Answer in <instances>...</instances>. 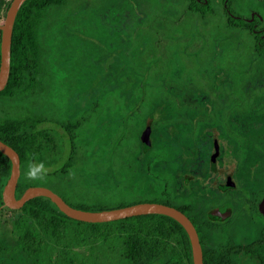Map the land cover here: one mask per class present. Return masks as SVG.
Listing matches in <instances>:
<instances>
[{
  "label": "flooded vegetation",
  "instance_id": "1",
  "mask_svg": "<svg viewBox=\"0 0 264 264\" xmlns=\"http://www.w3.org/2000/svg\"><path fill=\"white\" fill-rule=\"evenodd\" d=\"M102 3L123 12V29L110 37L122 48L109 57L114 65L120 53L125 74L89 85L84 116L64 118L83 122L91 147L105 150L93 154V164L105 167V187L115 165L124 193H159L192 223L204 264H264V0H90L83 7ZM71 9L75 21L80 8ZM178 22L186 30L177 31ZM56 32L45 37L52 67ZM44 87L46 112L61 115L48 95L59 87L55 69ZM40 127L62 145L60 126L45 119ZM168 218L170 264H193L187 230Z\"/></svg>",
  "mask_w": 264,
  "mask_h": 264
},
{
  "label": "trees",
  "instance_id": "2",
  "mask_svg": "<svg viewBox=\"0 0 264 264\" xmlns=\"http://www.w3.org/2000/svg\"><path fill=\"white\" fill-rule=\"evenodd\" d=\"M70 1L26 0L20 7L13 27L10 75L6 87L0 91V139L19 154L21 174L23 169L29 172L30 166L33 169L35 165L54 167L67 153L52 175L60 176L70 191L76 193L74 172L81 171L78 164L88 166L86 160L94 158V153L103 155L105 150L91 147L83 122H67L64 112L61 115L45 114V105L39 104L45 99L46 75L54 71L45 62L46 55L51 54L45 37L61 25L62 20L57 17L61 16L60 7L68 6ZM191 8L195 12L200 6L192 5ZM25 101L32 102L33 107L25 106ZM45 119L62 129L59 147L51 144V136H56V132L42 131L40 123ZM96 166L100 180L99 184L96 182L97 192H91L95 188L91 179L92 190L90 187L79 189L91 196L89 200L72 204L58 194L70 205L90 211L141 202L162 203L159 193L144 194L130 203L122 201L116 192L110 195L112 184L115 190H119L117 185L121 186L123 192L120 166H112V179L106 187L103 180L105 167L98 163ZM10 172L11 162L0 152V205H3L2 190ZM21 179L17 198L31 186ZM15 212L13 236H0V264H170L168 216L149 214L104 223L83 222L69 218L45 197L33 198Z\"/></svg>",
  "mask_w": 264,
  "mask_h": 264
},
{
  "label": "rangeland",
  "instance_id": "3",
  "mask_svg": "<svg viewBox=\"0 0 264 264\" xmlns=\"http://www.w3.org/2000/svg\"><path fill=\"white\" fill-rule=\"evenodd\" d=\"M10 1L11 0L5 1L2 4V11L0 12V25L4 22L5 14ZM89 1L90 0H74L72 5L70 4L71 7L74 6L75 8V6H78V8H80L78 11L79 18L75 21L74 18L71 20L72 15L74 14L71 7H64V11L63 13L61 12V16H57L60 21L62 20L61 25L57 26L58 29L56 28L55 30H52H57V34H54V37L58 48L53 54L56 56V59H53L52 55L51 61L55 66L53 69L56 71L59 87L56 91L49 89L48 95L52 93L55 97L53 100L51 99L52 104L55 106L53 111H57L59 108V112H64L70 119H77L84 116L83 96L86 93V89H90L89 85L95 84V88H99L102 86L104 81L109 78V72H112V76L117 75L118 78L125 74V72L119 68L124 62L120 53H116L118 59L115 61L114 65H111L112 60H110V57L113 55L112 53L115 52L116 48H122L120 39L110 37H113L112 32L116 31V29H123V12L120 9H117V12L113 10L109 11L103 3V5L96 10L91 8V5L88 4L87 7H83V5ZM182 11V4L177 3V17L182 14ZM48 21L50 24L53 23L51 19ZM197 23L198 22H196V24ZM201 24V28H205L204 26L206 22L201 20ZM214 27H216V25ZM176 30L184 31L186 30V27L182 23L178 22V24L176 23ZM49 57L50 54L46 55L45 62L49 63ZM31 103L32 102L27 103L25 101L24 105L31 108L33 107ZM39 104L44 107V100L41 99ZM75 108H77V110H75ZM69 109L71 110V113H68ZM45 114L49 115L53 113L46 112ZM87 128V126L84 127V131L87 130ZM66 155L67 153L65 154V157ZM65 157L54 167L35 165L33 169L36 172L35 178H29L28 172L23 169L22 174L20 175V177H22L21 181H24L26 184L28 183L31 186L49 188L57 194L59 193L64 196L72 204L80 200H89L91 196H89V194L85 195L86 193H83L80 190L90 187V179L95 186L96 182H98V184L100 183V180L97 179L99 170L97 169L98 167L93 164V158L86 160L85 163H87L88 166H84L83 164L81 165L80 163L78 164L82 174L80 172H74L77 179V192L72 193L67 186V183L64 184V180H62L60 176L58 177L57 175H52L56 167H58L65 160ZM94 159L98 161L96 158ZM91 163L94 166H92ZM39 173L42 174L40 175ZM83 176H85V179ZM84 180L88 183L86 184ZM114 186L115 185L112 184L110 195H112L113 192H116L117 196L123 198L121 200L125 203L136 201L139 197H141L139 195L122 192L121 186L119 185H117L119 190H115L113 188ZM90 190H92L91 187ZM15 215V209H10L4 204L0 205V236H13L12 225Z\"/></svg>",
  "mask_w": 264,
  "mask_h": 264
},
{
  "label": "water",
  "instance_id": "4",
  "mask_svg": "<svg viewBox=\"0 0 264 264\" xmlns=\"http://www.w3.org/2000/svg\"><path fill=\"white\" fill-rule=\"evenodd\" d=\"M25 1L26 0H12L6 12L4 23L0 25V91L6 87L9 79L14 22L20 7ZM148 132V129L145 130L142 136L145 147L146 144L149 143ZM0 152L7 156L11 162V172L2 190V200L6 207L10 209H20L26 202L33 198L45 197L69 218L83 222L104 223L149 214L173 217L183 225L191 238L193 264H204L201 246L192 223L183 213L177 211L173 207L158 202H141L120 208L90 211L74 207L53 190L40 186H30L26 188L22 195L17 198L16 191L21 175L20 156L12 146L1 139Z\"/></svg>",
  "mask_w": 264,
  "mask_h": 264
},
{
  "label": "clouds",
  "instance_id": "5",
  "mask_svg": "<svg viewBox=\"0 0 264 264\" xmlns=\"http://www.w3.org/2000/svg\"><path fill=\"white\" fill-rule=\"evenodd\" d=\"M28 176H29V178H35V176H36V173L33 170L32 166H30V168H29Z\"/></svg>",
  "mask_w": 264,
  "mask_h": 264
}]
</instances>
